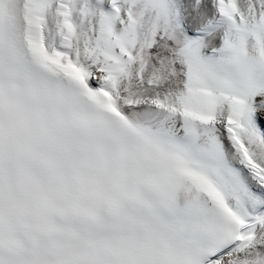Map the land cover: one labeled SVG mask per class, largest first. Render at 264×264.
<instances>
[{
	"label": "snow or ice",
	"instance_id": "6c2138e0",
	"mask_svg": "<svg viewBox=\"0 0 264 264\" xmlns=\"http://www.w3.org/2000/svg\"><path fill=\"white\" fill-rule=\"evenodd\" d=\"M0 264H264V0H0Z\"/></svg>",
	"mask_w": 264,
	"mask_h": 264
}]
</instances>
